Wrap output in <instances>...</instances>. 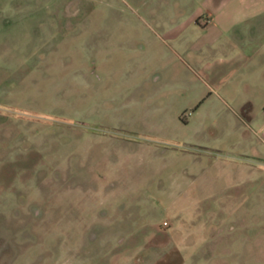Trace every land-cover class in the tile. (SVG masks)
Instances as JSON below:
<instances>
[{
	"label": "rangeland",
	"instance_id": "1",
	"mask_svg": "<svg viewBox=\"0 0 264 264\" xmlns=\"http://www.w3.org/2000/svg\"><path fill=\"white\" fill-rule=\"evenodd\" d=\"M151 1L0 14V264H264V91L190 81Z\"/></svg>",
	"mask_w": 264,
	"mask_h": 264
},
{
	"label": "crops",
	"instance_id": "2",
	"mask_svg": "<svg viewBox=\"0 0 264 264\" xmlns=\"http://www.w3.org/2000/svg\"><path fill=\"white\" fill-rule=\"evenodd\" d=\"M73 1L64 0V9L53 11L57 28L68 29L75 22L73 18L88 14L71 10L68 5ZM9 2L0 0L1 15L22 11L23 7L12 8ZM159 2L163 18H172L174 25L155 34L181 62L190 81L220 89L224 97H230L234 88L264 91V0ZM250 97L239 98L242 109L253 106ZM241 119L254 121L255 116L242 113ZM160 235L162 240H169L167 234Z\"/></svg>",
	"mask_w": 264,
	"mask_h": 264
},
{
	"label": "built area",
	"instance_id": "3",
	"mask_svg": "<svg viewBox=\"0 0 264 264\" xmlns=\"http://www.w3.org/2000/svg\"><path fill=\"white\" fill-rule=\"evenodd\" d=\"M164 224H166V222H164Z\"/></svg>",
	"mask_w": 264,
	"mask_h": 264
}]
</instances>
